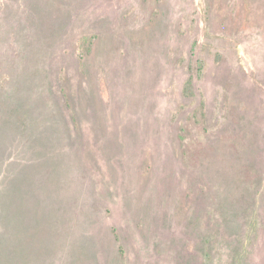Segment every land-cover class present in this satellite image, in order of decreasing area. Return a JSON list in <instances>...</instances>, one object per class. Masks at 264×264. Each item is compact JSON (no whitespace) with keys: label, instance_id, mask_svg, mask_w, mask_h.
Returning a JSON list of instances; mask_svg holds the SVG:
<instances>
[{"label":"rangeland","instance_id":"374dc122","mask_svg":"<svg viewBox=\"0 0 264 264\" xmlns=\"http://www.w3.org/2000/svg\"><path fill=\"white\" fill-rule=\"evenodd\" d=\"M0 264H264V0H0Z\"/></svg>","mask_w":264,"mask_h":264}]
</instances>
